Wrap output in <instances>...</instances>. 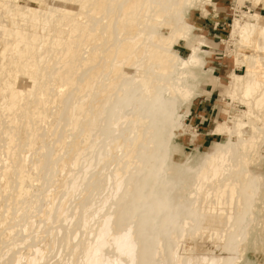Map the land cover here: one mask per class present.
<instances>
[{"label":"bare ground","instance_id":"bare-ground-1","mask_svg":"<svg viewBox=\"0 0 264 264\" xmlns=\"http://www.w3.org/2000/svg\"><path fill=\"white\" fill-rule=\"evenodd\" d=\"M194 2L0 0V264H49V244L52 264H241L259 242L264 176L248 157L264 142V16L232 21L245 71L224 81L246 108L216 123L226 138L200 163L180 162L178 109L208 78L199 47L174 48L201 30L184 19ZM62 191L41 237L35 205L48 200L51 224Z\"/></svg>","mask_w":264,"mask_h":264},{"label":"rangeland","instance_id":"rangeland-1","mask_svg":"<svg viewBox=\"0 0 264 264\" xmlns=\"http://www.w3.org/2000/svg\"><path fill=\"white\" fill-rule=\"evenodd\" d=\"M164 1H166V3ZM262 1L263 3H259L257 4L258 6L254 7L249 1L195 0V2L192 3V6L185 9V21L188 18L186 21L187 23L201 30L195 32L194 37L191 36V34L189 35V37L191 36L193 38L191 43L184 44L181 42L174 45V48L182 57H187L190 54L193 45L199 47L201 49L199 51V54L201 55V65L204 71L207 72L208 78L198 87L196 96L192 99L190 106L178 109L179 113L184 114V128L182 133H176L171 141L172 148L176 150L174 154V159L176 161H189L193 164L200 163L206 150L210 146L217 141L226 138L223 135L215 134L213 132L216 123L228 118L229 113L237 114V112L246 108L240 101V93L235 94L233 96L235 98H232V100L227 96L229 88L224 81L225 79L226 81H229V79L231 81V76H229L231 73L236 72L237 74H242L245 71V67L241 62L244 57L235 55L236 49H239L236 46L235 41L238 39V34H232V21H234L235 17L239 16V12L241 11L249 14L250 8L252 12H257L264 16V0ZM177 3L178 0H153V5L158 4V6H162V8H166L168 10ZM152 9L154 8L152 7ZM169 21L172 22V18H169ZM161 31L167 32L165 28H162ZM201 43H203V46H201ZM242 50L250 52L249 49L243 48ZM262 113L264 114V111ZM244 131L246 134L251 133L249 128H245ZM258 151H260L259 153L261 155L259 153H254L248 157V165L254 174L264 176V154H262L264 153V142L259 146ZM254 160L256 161L252 162ZM81 166L82 165L80 164L76 168V171H79ZM64 174L65 172L61 173V176ZM57 176L58 175L56 174V177ZM63 197L65 198L64 191L59 193L56 198L57 201L52 211L51 224H48L46 219L41 216L44 210H48V200L41 198L35 205V209H37V211L35 210L33 215L37 218V225L42 222L41 225H39L40 230L43 229V234H39L41 237L43 235L46 236L53 229V224H55L56 221V212L58 206L64 199ZM77 198L78 196H76L72 205L78 202ZM256 205L258 207L260 206L262 210L260 212V209L255 207L256 209H254L253 213H255L254 218L256 216V219L253 218L254 220L250 221V223H252L249 228L251 230L253 229L254 233H257H255V237L258 238L259 242H255L256 244L253 242L251 243L247 249L246 255L242 258L243 264H264V205L262 202L256 203ZM17 236V245L21 247L23 244L20 245V240L22 239V236L24 239L25 234L20 232ZM41 237L36 236V234L31 231L30 238L26 241V243H29V240L33 243H39L40 239H42ZM49 237V239L52 238L51 235ZM47 246L49 249L47 251H49L50 254L46 251L47 259L45 260L49 264H52L58 258V247L55 245V249L51 251V244ZM255 248H257V251ZM48 255L50 256L49 260Z\"/></svg>","mask_w":264,"mask_h":264}]
</instances>
